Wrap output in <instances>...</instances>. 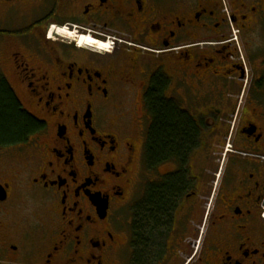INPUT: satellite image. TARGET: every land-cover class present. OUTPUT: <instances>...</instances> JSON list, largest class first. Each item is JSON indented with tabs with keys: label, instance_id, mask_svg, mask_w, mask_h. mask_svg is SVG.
I'll return each mask as SVG.
<instances>
[{
	"label": "flooded vegetation",
	"instance_id": "flooded-vegetation-1",
	"mask_svg": "<svg viewBox=\"0 0 264 264\" xmlns=\"http://www.w3.org/2000/svg\"><path fill=\"white\" fill-rule=\"evenodd\" d=\"M0 80L42 124L0 148V264H264V0H0ZM154 83L195 140L151 164Z\"/></svg>",
	"mask_w": 264,
	"mask_h": 264
},
{
	"label": "trees",
	"instance_id": "trees-1",
	"mask_svg": "<svg viewBox=\"0 0 264 264\" xmlns=\"http://www.w3.org/2000/svg\"><path fill=\"white\" fill-rule=\"evenodd\" d=\"M160 85L154 83L151 90L155 112L148 152L151 164L174 154L188 155L189 146L195 140V130L190 120L162 100ZM41 125L24 107L12 86L0 80V148L27 142ZM182 181L183 178L174 176L165 185L151 188V194L148 195L149 211L146 212L149 220L153 216L158 219L164 216Z\"/></svg>",
	"mask_w": 264,
	"mask_h": 264
},
{
	"label": "rangeland",
	"instance_id": "rangeland-1",
	"mask_svg": "<svg viewBox=\"0 0 264 264\" xmlns=\"http://www.w3.org/2000/svg\"><path fill=\"white\" fill-rule=\"evenodd\" d=\"M64 29H63V27L54 26V29L52 30V32H54L55 35L64 38L63 40L66 41V42L73 43V44L77 43V45L78 46L80 45L81 47H89V48H91V50H94L93 51L94 53H98V52L106 53L107 51L111 50L110 48L112 47V45L110 46L109 43L108 44L107 43L104 44L98 38H93L97 42V45H95V47L96 46H98V47H96V48L95 47H91V46H87L85 44L83 45L81 42L79 43V41H80L79 37L75 38V35L71 34V31L67 32L66 29L65 30ZM103 46H104V48H103Z\"/></svg>",
	"mask_w": 264,
	"mask_h": 264
},
{
	"label": "bare ground",
	"instance_id": "bare-ground-1",
	"mask_svg": "<svg viewBox=\"0 0 264 264\" xmlns=\"http://www.w3.org/2000/svg\"><path fill=\"white\" fill-rule=\"evenodd\" d=\"M65 30V29H64ZM80 41L79 43L81 42L83 45H87V46H91V47H95V45H97V42L92 38V37H79ZM99 44V43H98ZM100 46V45H99ZM98 47V46H96ZM95 47V48H96ZM102 49V48H101Z\"/></svg>",
	"mask_w": 264,
	"mask_h": 264
},
{
	"label": "water",
	"instance_id": "water-1",
	"mask_svg": "<svg viewBox=\"0 0 264 264\" xmlns=\"http://www.w3.org/2000/svg\"><path fill=\"white\" fill-rule=\"evenodd\" d=\"M3 191H4V188L2 186H0V198H1V195H3V194H1V192H3Z\"/></svg>",
	"mask_w": 264,
	"mask_h": 264
}]
</instances>
